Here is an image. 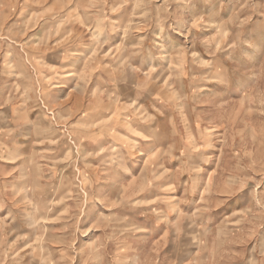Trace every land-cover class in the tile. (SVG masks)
Wrapping results in <instances>:
<instances>
[{"label":"rangeland","instance_id":"374dc122","mask_svg":"<svg viewBox=\"0 0 264 264\" xmlns=\"http://www.w3.org/2000/svg\"><path fill=\"white\" fill-rule=\"evenodd\" d=\"M0 264H264V0H0Z\"/></svg>","mask_w":264,"mask_h":264}]
</instances>
